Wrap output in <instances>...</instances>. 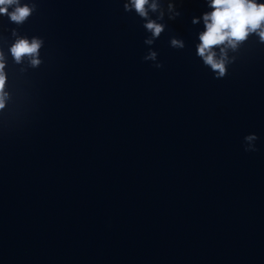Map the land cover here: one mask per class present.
Returning <instances> with one entry per match:
<instances>
[{"label":"water","instance_id":"water-1","mask_svg":"<svg viewBox=\"0 0 264 264\" xmlns=\"http://www.w3.org/2000/svg\"><path fill=\"white\" fill-rule=\"evenodd\" d=\"M206 10L153 45L140 21L4 71L0 264H264V43L214 78Z\"/></svg>","mask_w":264,"mask_h":264},{"label":"clouds","instance_id":"clouds-1","mask_svg":"<svg viewBox=\"0 0 264 264\" xmlns=\"http://www.w3.org/2000/svg\"><path fill=\"white\" fill-rule=\"evenodd\" d=\"M206 11L200 16H193V25L202 23L203 28L197 34L198 43L195 54L213 73L214 78L222 79L227 74L230 63L228 52L235 51L250 36H256L260 43H264V0H204ZM12 8L9 12L8 9ZM125 12L134 13L143 23L147 34L143 43L153 45L165 32L167 21H173L181 15L176 0H124ZM32 9L21 5L20 0H0V14H7L12 22L23 23L31 14ZM170 47L183 49L184 41L175 36L169 39ZM42 41L33 38L17 39L9 51L16 62L22 57H31L33 66L40 61L37 58ZM157 51L148 50L143 56L145 62L152 61L156 68L163 64L157 60ZM0 55V108L4 107L7 93L4 91L6 83L5 65ZM259 137L250 133L243 138L245 152L257 151L256 141Z\"/></svg>","mask_w":264,"mask_h":264}]
</instances>
